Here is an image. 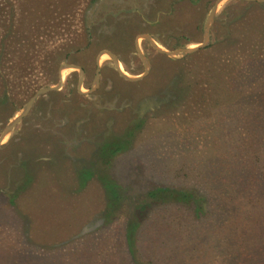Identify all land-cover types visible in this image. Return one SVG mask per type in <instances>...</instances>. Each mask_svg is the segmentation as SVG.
I'll return each instance as SVG.
<instances>
[{
  "label": "rangeland",
  "instance_id": "374dc122",
  "mask_svg": "<svg viewBox=\"0 0 264 264\" xmlns=\"http://www.w3.org/2000/svg\"><path fill=\"white\" fill-rule=\"evenodd\" d=\"M214 2L0 0V133L38 89L57 83L64 62L84 71L81 92L87 93L102 51L114 54L127 74L143 72L138 35L149 34L167 50L198 45ZM138 44L151 64L142 81L125 82L102 56L98 88L79 95L78 73L67 70L61 90L39 97L0 146V264H132L124 253L125 217L105 224L96 175L80 187L78 173L110 172L99 147L137 121L142 125L129 150L112 161L111 174L123 186L132 193L153 185L219 191L231 199L228 208L180 227L176 238L169 232L146 237L150 247L142 255L154 258L165 249L157 258L165 264H249L253 250L245 249L242 236L248 226L236 218L242 210H231L243 200L241 185L224 154L240 139L236 102L252 108L248 97L264 90V80L254 76L264 77V3L220 6L208 46L183 58L160 55L141 39ZM57 51L71 58L53 67ZM210 171L220 174L215 190ZM174 238L180 241L170 244Z\"/></svg>",
  "mask_w": 264,
  "mask_h": 264
},
{
  "label": "trees",
  "instance_id": "16d2710c",
  "mask_svg": "<svg viewBox=\"0 0 264 264\" xmlns=\"http://www.w3.org/2000/svg\"><path fill=\"white\" fill-rule=\"evenodd\" d=\"M11 26L12 24L7 25L8 29L11 30L8 35L13 37ZM14 37H19L18 33ZM2 54L5 55V52L2 51ZM63 55V52L58 51L51 55L53 67H56L62 61L61 59L71 58L70 54ZM249 65L248 71L250 75H254L255 65L251 63ZM244 83H247L246 78ZM239 110L243 121L240 131L236 134L240 139L234 141L231 148L224 154L226 160H233L232 164L229 165L226 161L224 165L234 172L233 181L235 184L241 185L239 195L243 197L238 205L231 206V210H242L236 218L239 222H243L242 225L248 226L245 231H242V236H247L244 242L245 249H252L253 251L246 255L245 261L248 260L249 264H264V112L262 109L260 112H255L253 109L243 112V108L240 106ZM132 125L131 130L126 135L115 137L102 143L99 147L98 153L104 169H110V172L100 174L90 168H83L78 173L79 186L83 187L88 180L96 175V179L104 191L103 220L105 224L114 222L120 216L125 217L123 225L124 253L126 252L132 264H165V262L157 260L159 256L166 253L165 249L156 254L153 253L152 256L156 255L154 258H145L142 255L150 247L146 237L152 236L156 232H162L161 234L169 232L172 237L176 238L182 233L180 227L191 226L195 221L201 220L204 216L210 215L223 206L228 208L231 199L228 197L229 194L222 195L219 191L203 193L192 189H177L162 185H153L144 193H132L128 187L123 186L111 174L112 161L118 155L129 150L133 132L141 128L142 121L134 122ZM235 126L232 127L234 131H236ZM224 145L225 143L219 148ZM235 150L238 152L235 153ZM216 167H219L217 169L219 171L220 166ZM219 175L217 173L215 175L212 171L211 176L213 178L208 177V184L213 190L217 189ZM253 196H259V198L254 200ZM155 227L160 231H153ZM156 235L152 237L161 238L160 234ZM175 238L169 243L180 241V239ZM194 241L198 243L196 240ZM212 248L216 249L217 244L214 247L211 244L210 249ZM170 254L173 255L174 253L171 252Z\"/></svg>",
  "mask_w": 264,
  "mask_h": 264
},
{
  "label": "water",
  "instance_id": "95a60500",
  "mask_svg": "<svg viewBox=\"0 0 264 264\" xmlns=\"http://www.w3.org/2000/svg\"><path fill=\"white\" fill-rule=\"evenodd\" d=\"M228 1H242V2L260 3V4L264 3V0H215L207 18H206L205 24H204L203 39H202L201 43H199L198 45H195V46L188 47V48H178L175 50H167V49L163 48L162 46L158 45V43L149 34L138 35L135 38L134 47H135L136 54H137L142 66H143V72L140 75L132 76V75L127 74L123 70L122 66L120 65L118 58L114 54H112L109 51H102L99 53V55L96 58V70H95V76L93 79L92 87L88 90L87 93H83V92H81V87H82L83 80H84V71L79 66H76L73 64H69L66 62L60 64V66L58 68L57 83L51 87H44V88L38 89L30 97V99L22 107L21 111L15 117H13L10 120V122L1 131V133H0V146L8 138L9 134L12 132V130L15 128V126L18 125L22 121V119H24L29 114V112H30L31 108L33 107L35 101L39 97L44 96V95L51 93V92H58L61 90V88L63 86V73L65 71H67V70L77 71V73H78L77 92L79 95L91 94L98 88L99 79H100L99 62H100V59L102 56L108 57V59L112 62L113 66L115 68V71L118 73V75L125 82H129V83L140 82L145 77L148 76V74L150 73V69H151V64H150L149 60L147 59V57L144 55V53L142 52V50L139 47L138 41L140 39L148 42L150 47L155 52H157L160 55H164L168 58H176V57L183 58V57H186L188 55H192V54H194V53H196L202 49H205L208 46L209 37H210V29L213 25V22H214L216 14H217L218 8Z\"/></svg>",
  "mask_w": 264,
  "mask_h": 264
},
{
  "label": "crops",
  "instance_id": "0c3cea01",
  "mask_svg": "<svg viewBox=\"0 0 264 264\" xmlns=\"http://www.w3.org/2000/svg\"><path fill=\"white\" fill-rule=\"evenodd\" d=\"M254 76L256 78H259V79H264L263 76H256V75H254ZM261 97L263 98L262 100H261ZM248 99L251 101L250 103H252V106H253L252 108L249 106H244L242 104V102L240 101L242 99H240L236 103L240 104V108H243V109L246 108V109H248V111H251L253 109L255 112H257V110H258V112H260L262 107H264V90L263 91L261 90V94H259V95L257 94V96L248 97Z\"/></svg>",
  "mask_w": 264,
  "mask_h": 264
}]
</instances>
